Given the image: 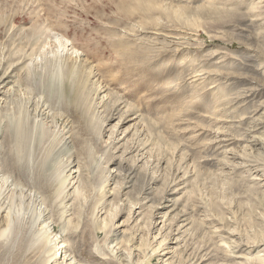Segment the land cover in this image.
Returning <instances> with one entry per match:
<instances>
[{
    "label": "rangeland",
    "instance_id": "obj_1",
    "mask_svg": "<svg viewBox=\"0 0 264 264\" xmlns=\"http://www.w3.org/2000/svg\"><path fill=\"white\" fill-rule=\"evenodd\" d=\"M0 193L59 264L264 244V0H0ZM28 226L0 264L51 259Z\"/></svg>",
    "mask_w": 264,
    "mask_h": 264
},
{
    "label": "bare ground",
    "instance_id": "obj_2",
    "mask_svg": "<svg viewBox=\"0 0 264 264\" xmlns=\"http://www.w3.org/2000/svg\"><path fill=\"white\" fill-rule=\"evenodd\" d=\"M16 134L17 136L19 134V138L22 140L21 142L24 143L25 141L24 138H26L25 133L22 131H18L16 132ZM12 211H13L12 208L8 209L7 207H4V204H2L1 202V193H0V218L3 220V222H6L5 226L0 227L1 228L0 238H3L4 240L6 239L5 241L9 242L12 240L14 236H16L17 234L19 235L20 231L24 230L22 229V225L29 224V226L26 228H28L29 233H31V243L34 245L43 244V247H42L43 253L50 254L51 256V259L48 260L46 264H59L58 254H53V251L58 249L57 248L58 245L56 247L58 240L55 239L52 241L51 238H48V241H47L44 229H41V230L35 229L36 219H34L32 216L31 218L26 217V215L23 216L21 215L22 214L21 212H19L18 214L17 213L14 214V212L12 213ZM223 246L226 247V244H223ZM249 248H247L248 253L245 252V254L244 252L239 253L238 251L236 252L233 251L232 258L234 259L235 264H264V244L256 243V244H253L252 247H249ZM136 251H138L136 248H132L131 254H133V252H136Z\"/></svg>",
    "mask_w": 264,
    "mask_h": 264
}]
</instances>
